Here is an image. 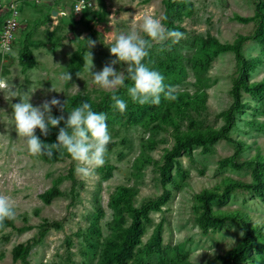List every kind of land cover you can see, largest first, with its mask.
<instances>
[{"label": "rangeland", "instance_id": "rangeland-1", "mask_svg": "<svg viewBox=\"0 0 264 264\" xmlns=\"http://www.w3.org/2000/svg\"><path fill=\"white\" fill-rule=\"evenodd\" d=\"M5 1L9 0H0ZM13 1L19 10V27L12 53H19L26 45L33 65L24 68L18 59H0V81L4 82L0 85V195L10 197L16 213L11 225L0 229V264H22L18 254L26 245L27 264H99L105 241L115 235L116 226L129 223L121 204L109 206V198L119 186L130 189V202L137 207L157 199L164 188L169 192L160 209L149 213L131 264H219L216 256L236 245L241 226L227 221L217 231L201 233L195 222V195L205 189L220 192L226 178L251 182V167L219 164L234 153L232 143L224 139L205 149L193 146L189 152L179 154L171 168V179L164 186L157 167L162 163L161 156L174 144L175 133L217 129L222 124L221 112L231 103L229 90L237 63L232 52L213 55L210 38L223 44L231 43L238 35H251L256 21L242 22L236 17H252L259 0H90L91 6L80 14L72 13L65 0ZM169 2L177 7L168 11ZM144 15H153L167 29L184 34L179 43H154L150 50L151 62L163 64L152 69L175 89L177 99L169 101L162 96L161 103L151 105L137 122L109 113L111 142L105 163L88 179L75 173L77 162L72 159L48 162L31 155L25 139L15 129L12 105L20 102L19 96H29L34 107L54 97L62 104L75 95L97 100L102 91L108 90L93 83L90 61H84L89 51L87 40L96 41L90 49L91 72L101 71L116 59L109 51L115 37L134 25L139 31ZM240 53L255 60L254 68L248 71V82L261 80L264 46L246 40ZM79 54L80 75L67 84L60 77L68 73ZM114 67L126 72L123 63ZM8 87L18 96L10 98ZM241 100L246 106L229 137L241 140L248 148L236 157V163L256 153L264 156V92L242 93ZM170 102L174 105L164 120ZM57 111L58 107H52L51 114ZM67 111L66 104L63 113ZM50 187L57 188L59 195L46 204L40 196ZM96 204L102 208V215L99 235L91 241L88 227ZM211 209L243 213L260 228L256 238L264 251V198L252 190L233 189L227 199L212 201ZM157 224L159 241L153 249L150 238ZM254 262L246 259L242 264H264V260Z\"/></svg>", "mask_w": 264, "mask_h": 264}, {"label": "trees", "instance_id": "trees-1", "mask_svg": "<svg viewBox=\"0 0 264 264\" xmlns=\"http://www.w3.org/2000/svg\"><path fill=\"white\" fill-rule=\"evenodd\" d=\"M177 6L174 2L168 3V11L175 9ZM176 14V13H175ZM239 21L247 22L249 20L256 21V28L253 33L248 36L238 35L231 43H219L216 39L210 38V52L216 55L223 51L232 52L237 63V73L231 81V87L229 94L231 96V103L229 106L221 112L222 124L217 129L206 128L203 130H193L174 134V144L172 147L165 151L161 156L162 163L157 167L159 173V179L162 186H164L171 179V168L176 163V158L179 154L189 152L193 146H200L201 148H207L208 145L215 143L219 139H224L232 143L234 147V153L220 160V165L230 164L233 167H241L242 165H248L251 167V182H242L232 179H224L222 181L221 191L216 189H205L199 194L195 195L196 201V216L195 222L201 231L205 234L209 230L217 231L227 221L237 222L241 226V234L237 240L236 245L229 248L222 254L216 256V260L219 264H242L246 259H252L259 263L264 260V251L261 249L262 245L258 242L256 235L261 233L260 228L252 224L248 218L238 211L231 212H214L211 209V202L216 200H225L229 197L233 189H245L252 190L257 196L264 198V156L256 153L251 158L244 160L242 163H236L235 159L238 155L244 151L248 146L241 140L232 139L229 137V132L235 127L237 116L242 113L246 103L241 100L242 93L248 95L264 92V77L261 80L248 82V71L252 70L255 65V60L246 59L240 53V46L246 40H254L257 44L264 46V1L259 0L255 4L254 14L252 17H236ZM151 55L146 59V63H149L150 68L157 69L162 66L161 62H151ZM18 61L24 68H30L33 65V59L31 58L30 51L26 45H23L19 51ZM81 67V54H79L77 61L70 68L68 73L72 75V81L66 82L71 84L76 76V73ZM126 85L130 86L132 82L128 79L125 81ZM115 94L119 97L123 96L126 99L127 108L130 112L121 114L118 110L113 109L111 96ZM81 102H88L96 112H104L107 115L110 113L112 116L122 117L125 116L129 122H137L141 115H143L148 109L151 108V104L139 105L133 103L130 97L127 95V88L122 87L117 90L102 91L100 97L97 100H91L84 95H75L67 100V106L71 111L73 108L79 106ZM174 103L170 102L166 107V113L163 119H167V111L169 107ZM134 107V109H133ZM133 109V110H132ZM64 115L67 119L68 113L57 111L54 117ZM64 122L61 121L60 125L56 128H50L49 135L47 137L40 133L37 136L44 143L56 142V137L59 132V128L64 127ZM264 128V122L261 124ZM42 159L48 162L59 161L63 158L71 157L65 151L63 155L59 153L49 157L47 155H39ZM69 178L72 182L73 179L71 170L69 171ZM72 188L70 191L72 192ZM220 188V187H217ZM59 191L55 187H50L41 194V200L44 203H49L51 199L57 197ZM130 189L126 186L117 187L109 198V206L115 208L121 204L122 210L127 213L129 217V223L125 227L116 226V233L114 236L108 238L102 249V259L99 264H131L129 262L134 253L135 247L139 244L140 238L143 234L144 224L149 220V213L151 211H158L160 205L165 203L168 199L169 192L165 188L162 194L155 200L143 203L140 206H134L130 202ZM102 215V208L96 204L95 211L92 214V219L88 227V234L90 240L93 241L99 235L98 220ZM11 221L6 220L5 225H11ZM160 224L154 227V232L150 238L152 244L151 248L157 245L159 241ZM154 245V247H153ZM29 245L22 248L18 254L21 258L22 264H27L26 254L28 252ZM17 251V250H15ZM251 251L253 253L251 254Z\"/></svg>", "mask_w": 264, "mask_h": 264}, {"label": "clouds", "instance_id": "clouds-1", "mask_svg": "<svg viewBox=\"0 0 264 264\" xmlns=\"http://www.w3.org/2000/svg\"><path fill=\"white\" fill-rule=\"evenodd\" d=\"M124 15H130L124 13ZM143 33V35H141ZM10 31H6L4 39L0 42V48L9 50ZM184 38L180 31L169 30L162 23L161 19L153 15H144L139 26L135 25L127 33H121L115 37L109 47L110 54L116 59L106 64L101 71L91 72L93 67V56L90 51L95 47L96 41L87 40L89 51L84 61H90L89 71L93 83L106 90H117L127 88V95L133 103L141 106L146 104L159 105L161 97L169 101H175L177 95L171 85H166L164 76L157 70L149 67L146 59L154 43L163 44L167 40L172 43H179ZM163 51V49H161ZM125 64V71H117L116 64ZM79 77V73H76ZM62 81H72L70 73H63ZM126 79L132 82L131 86L126 85ZM0 85H4L0 81ZM5 87H7L5 85ZM54 90V89H53ZM9 97H17L16 91L11 87L7 88ZM20 102L12 105L15 129L19 137L25 139L27 150L33 156L47 155L49 157L56 153L63 155L66 151L71 159L77 162L75 173L81 179H88L95 174L96 169L105 163L107 146L111 142V135L108 130L107 114L96 112L88 102L81 104L68 112L67 119L64 115L54 117L51 114L52 107H58L61 112L65 110V104L57 98L43 102L42 105L34 107L29 96H19ZM112 107L121 114L127 110V102L121 97L113 94ZM64 122V127L59 128L56 142L44 143L36 134V129L47 137L50 132L49 126L56 128ZM16 216L15 207L10 197L0 195V229L5 227L6 220H14Z\"/></svg>", "mask_w": 264, "mask_h": 264}, {"label": "built area", "instance_id": "built-area-1", "mask_svg": "<svg viewBox=\"0 0 264 264\" xmlns=\"http://www.w3.org/2000/svg\"><path fill=\"white\" fill-rule=\"evenodd\" d=\"M38 1V0H35ZM69 3V10L72 13L80 14L84 9L91 6L90 0H65ZM19 10L17 3L13 0L0 2V42L4 39L6 31H10L9 38V50L5 51L0 48V59L1 60H13L18 59L19 53L13 55V45L15 42L16 31L19 27Z\"/></svg>", "mask_w": 264, "mask_h": 264}, {"label": "water", "instance_id": "water-1", "mask_svg": "<svg viewBox=\"0 0 264 264\" xmlns=\"http://www.w3.org/2000/svg\"><path fill=\"white\" fill-rule=\"evenodd\" d=\"M52 14H56V12L53 11Z\"/></svg>", "mask_w": 264, "mask_h": 264}]
</instances>
